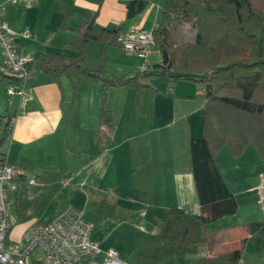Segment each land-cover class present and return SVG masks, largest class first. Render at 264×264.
I'll use <instances>...</instances> for the list:
<instances>
[{
    "label": "crops",
    "instance_id": "crops-1",
    "mask_svg": "<svg viewBox=\"0 0 264 264\" xmlns=\"http://www.w3.org/2000/svg\"><path fill=\"white\" fill-rule=\"evenodd\" d=\"M165 2L150 0L143 12L127 21L125 0H38L5 8L2 20L14 32L16 52L33 59L23 87L12 94L0 74V106L10 115L0 156L23 171L19 192L10 193L11 212L17 221L19 216L23 220L25 208H42L47 201L53 217L64 199H81L83 209L94 206L97 216L116 218L119 210V216L142 232L144 248L131 264H198L201 259L204 264H232L217 258L242 248L235 264H264V238L246 230L248 223L264 221V158L251 144L237 156L226 147L214 155L236 199V213L209 222L204 240L193 246L178 249L161 239L170 208L201 213L186 143L202 134L204 85L153 74L139 85L108 86L103 95L101 80H89L75 70L53 74L36 60L57 52L66 58L83 54V64L102 67L108 79L148 72L161 63L159 52L146 58L128 54L102 30L123 21L121 32L150 29ZM87 12H97L94 32L99 36L80 49V25ZM25 31L28 36L22 35ZM103 107L107 125L101 120ZM99 131L107 134V141L99 138ZM136 205L138 213L127 211ZM30 218L17 222L13 239L29 222L41 221Z\"/></svg>",
    "mask_w": 264,
    "mask_h": 264
},
{
    "label": "trees",
    "instance_id": "trees-1",
    "mask_svg": "<svg viewBox=\"0 0 264 264\" xmlns=\"http://www.w3.org/2000/svg\"><path fill=\"white\" fill-rule=\"evenodd\" d=\"M149 1L125 0V21L143 12ZM96 15L97 12H87L83 17L80 49L89 38L99 36V32H94ZM125 21L102 32L119 44L117 37ZM152 30L154 47L162 60L145 73L138 71L108 79L102 67L85 66L83 54L79 58H66L57 52L38 56L36 60L53 74L75 70L89 80H101L103 95L108 86L139 85L141 79L153 74L212 85V93H205L202 134L186 143L201 213L170 208L160 229L162 241L180 249L202 242L209 222L237 211L236 199L215 163L217 151L226 147L237 156L251 144L264 158V0H166ZM32 63L33 59L27 65L28 70ZM3 77L16 90L25 82L13 75ZM8 115H4L0 147L10 130ZM105 116L103 107L101 120L107 125ZM98 135L108 140L106 133L101 131ZM246 230L264 238V221L250 222ZM242 249L217 260L229 259L235 264ZM205 262L201 259L198 264Z\"/></svg>",
    "mask_w": 264,
    "mask_h": 264
},
{
    "label": "built area",
    "instance_id": "built-area-1",
    "mask_svg": "<svg viewBox=\"0 0 264 264\" xmlns=\"http://www.w3.org/2000/svg\"><path fill=\"white\" fill-rule=\"evenodd\" d=\"M38 0H0V50L3 62L1 75H13L26 80L31 57L19 55L12 42L13 30L2 20L7 6L33 5ZM28 36V32L22 33ZM117 40L128 54L146 58L157 53L152 28H131L121 32ZM7 93L18 91L7 84ZM23 171L0 156V264H131L119 257L114 249L103 250L91 238L93 222L85 211L67 204L49 220L29 222L17 239L11 232L17 218L11 212V192H19ZM264 189V179L261 182Z\"/></svg>",
    "mask_w": 264,
    "mask_h": 264
},
{
    "label": "rangeland",
    "instance_id": "rangeland-1",
    "mask_svg": "<svg viewBox=\"0 0 264 264\" xmlns=\"http://www.w3.org/2000/svg\"><path fill=\"white\" fill-rule=\"evenodd\" d=\"M5 11L6 9L4 10V12ZM0 114L9 113L6 111L5 113H3V109L0 106ZM1 130L2 128L0 129V133ZM30 191H32V189ZM27 199V196H25V198L23 199L24 208L25 203L28 201ZM67 204H72L75 207H79L82 209L85 206L82 203L81 199L73 200L66 198L64 199V201H62V206L64 207ZM85 209L86 210L83 209L85 211V218L90 219L94 224L92 238L100 243V247L103 250L114 249L119 255V257L123 260H126L130 263L136 262L135 256L139 252H141V250H143L142 248H144V244L142 243L141 239L143 236L142 232H140L131 222L127 221V219H125L127 217L119 216V210L116 213V218H105L96 215L97 210H94V206L87 205ZM126 210L127 209H125V212ZM140 210L141 209L139 208V206L136 205L131 209H128L127 211L133 214L138 213ZM25 212V216L27 218L33 217V219L36 218L45 222L50 219V217L53 215L54 210L51 205L49 206V203H47L46 201L42 208L35 209L33 206H30V209L25 208ZM21 218L22 217L19 216V222L26 221L25 218H23V220Z\"/></svg>",
    "mask_w": 264,
    "mask_h": 264
},
{
    "label": "water",
    "instance_id": "water-1",
    "mask_svg": "<svg viewBox=\"0 0 264 264\" xmlns=\"http://www.w3.org/2000/svg\"><path fill=\"white\" fill-rule=\"evenodd\" d=\"M204 88H205V92L207 94L212 93V85L210 83L205 84V87Z\"/></svg>",
    "mask_w": 264,
    "mask_h": 264
}]
</instances>
